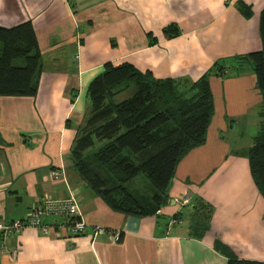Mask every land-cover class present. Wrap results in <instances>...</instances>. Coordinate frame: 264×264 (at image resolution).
Returning <instances> with one entry per match:
<instances>
[{"label":"crops","instance_id":"crops-1","mask_svg":"<svg viewBox=\"0 0 264 264\" xmlns=\"http://www.w3.org/2000/svg\"><path fill=\"white\" fill-rule=\"evenodd\" d=\"M263 9L264 0H0V24L31 21L42 55L34 95H0V220L24 219L48 197L75 198L88 223L75 235L66 215H48L49 232L26 227L4 239L0 264L264 262V197L248 157L256 134L246 131L249 118L260 128L263 96L249 63L238 73L210 74L215 113L206 141L178 163L156 213L114 209L71 158L91 111L90 83L106 63L128 61L157 78L196 81L216 61L262 48ZM172 23L179 33L168 36ZM245 132L250 144L230 140ZM201 203L212 215L209 229L197 234L192 221ZM175 215L180 222H172ZM95 225L107 230L93 237Z\"/></svg>","mask_w":264,"mask_h":264},{"label":"trees","instance_id":"trees-1","mask_svg":"<svg viewBox=\"0 0 264 264\" xmlns=\"http://www.w3.org/2000/svg\"><path fill=\"white\" fill-rule=\"evenodd\" d=\"M164 33L173 36L179 28L172 23ZM260 35V50L220 59L189 83L157 78L152 71H142L128 61L106 63L105 70L90 83L91 111L78 127L71 152L74 168L90 188L116 210L133 214L160 210L169 197L178 163L206 141L215 113L210 74L238 73L242 63H249L263 102L262 122L248 157L254 181L264 197V9ZM41 66L42 55L32 22L0 24V95H34ZM130 90L127 97L117 100L121 92ZM140 174L152 186L148 195H138L129 187ZM199 209L192 226L197 234H203L210 227L212 207L201 203ZM229 264L264 262L230 259Z\"/></svg>","mask_w":264,"mask_h":264},{"label":"built area","instance_id":"built-area-1","mask_svg":"<svg viewBox=\"0 0 264 264\" xmlns=\"http://www.w3.org/2000/svg\"><path fill=\"white\" fill-rule=\"evenodd\" d=\"M54 176H58L60 172L54 170ZM189 197L182 198V203L187 204ZM64 214L68 217V222L71 225L72 231L75 235L82 234L86 231L88 223L82 217L78 202L75 198L65 199H53L46 198L43 203L36 205L33 210L24 219H17L13 221L0 220V247L3 248V241L5 238L21 232L26 227H38L44 232H49V226L44 222V218L48 215ZM180 219L174 218L172 222H180ZM107 229L102 225H95L93 227V237L99 236ZM114 239L117 241L120 239L119 230L112 233ZM12 255H15L17 250L10 251Z\"/></svg>","mask_w":264,"mask_h":264},{"label":"rangeland","instance_id":"rangeland-1","mask_svg":"<svg viewBox=\"0 0 264 264\" xmlns=\"http://www.w3.org/2000/svg\"><path fill=\"white\" fill-rule=\"evenodd\" d=\"M130 93H131V90L130 91L121 92V94H119L117 96V100H121V99L127 97ZM256 119L257 118H249V121L252 124H250L248 126L246 131L249 130L250 132H253L255 134L258 133L259 130H258V127H256V125L258 123L254 124ZM259 120L261 121V117H259L258 121ZM247 133H249V132H245L244 134H239L238 133L237 135H235L233 133H230L229 137H230V140H237L238 143L241 141V142H244V144L246 143L248 145V144H250L252 142V136L253 135H250V134H247ZM129 187L145 191V192H147L146 195H148L150 193L151 189H152V186H151L149 180L143 174H140L134 180H132L129 183Z\"/></svg>","mask_w":264,"mask_h":264}]
</instances>
